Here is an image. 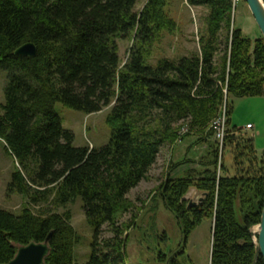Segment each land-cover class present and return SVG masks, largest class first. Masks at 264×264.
I'll list each match as a JSON object with an SVG mask.
<instances>
[{"label":"trees","instance_id":"trees-1","mask_svg":"<svg viewBox=\"0 0 264 264\" xmlns=\"http://www.w3.org/2000/svg\"><path fill=\"white\" fill-rule=\"evenodd\" d=\"M138 1L0 0V69L7 71L0 141L16 162L7 190L27 199L17 213L0 208V263L52 231L43 264H79L73 260L78 236L65 209L78 197L93 230L91 253L81 264L123 263L122 233L134 221L132 215L131 222H119L133 208L127 193L148 178L160 148L182 128L181 137L189 131L210 137L224 88L227 101L264 94V38L251 41L235 26L234 0H186L208 7L199 49L155 65L148 63L152 45L162 30H174L175 21L164 9L167 0H146L140 11L134 9ZM127 38L132 43L121 65L117 39ZM26 41L36 45V55L13 54ZM57 101L85 114L110 106L108 142L74 146L73 133L54 110ZM230 108L227 102L224 144L233 145L235 173L223 163L217 172L212 143L197 167L167 176L158 187L182 234L181 250L168 264H178L190 232L206 219L212 220L209 264H252L247 230L259 222L264 204V152L257 155L252 138L230 125ZM191 186L205 195L187 207L182 197ZM33 205L43 206L35 211ZM103 225L113 235L100 243ZM255 264H264L260 254Z\"/></svg>","mask_w":264,"mask_h":264},{"label":"rangeland","instance_id":"rangeland-1","mask_svg":"<svg viewBox=\"0 0 264 264\" xmlns=\"http://www.w3.org/2000/svg\"><path fill=\"white\" fill-rule=\"evenodd\" d=\"M145 2L146 0H139L134 9L140 11ZM164 9L168 16L175 21V28L172 31L166 29L161 31L159 39L152 45V53L148 59L150 65H155L161 58L177 60L182 55L198 51V38L206 32L208 7L188 5L186 0H167ZM233 20L235 26L241 28L243 35L250 38L251 41L260 35L244 0L234 2ZM117 43L122 65L127 58L132 41L129 38L117 39ZM220 55L221 52L216 53L215 58L219 59ZM6 77L7 71L0 69V104L4 101L3 90ZM227 102L231 107L230 125H235L239 129L240 137L252 138L256 154L261 155L264 152V94L243 97L229 96ZM109 109L110 106H107L100 111L85 114L67 107L61 102L54 103V110L60 117L62 126L71 130L73 133L72 144L78 147H100L108 142L110 128L106 123V115ZM247 122L253 125V129L244 128ZM183 132H180L173 143H165L160 148L148 178L140 181L127 193V197L133 203V208L122 213L119 222L124 224L131 222L132 215H134V221L131 223V227L122 233L123 239H126H124L126 258L123 263L119 264H168V257L175 256L181 250L180 227L174 214L164 206L158 187L167 176L176 177L187 169L197 167V162L202 156L207 158L212 143L218 147L213 134L206 141H202V136L190 131H187L189 134L181 137ZM233 157V145L224 144L222 153L218 149L217 172L223 163L228 174L235 173L238 165ZM184 158L192 161L175 167L171 166L174 162ZM178 166H183L184 170H181L176 176L170 175ZM15 168V160L6 151L4 143L0 141V208L17 213L27 205V199L18 193L7 190L8 182ZM201 195V191L191 186L184 194L185 198L182 197V199L186 201L187 206L188 201H197ZM42 206L33 205L31 207L36 211ZM65 209L71 212V224L78 236V241L73 247V260L75 263L81 264L88 259L91 253L93 230L85 220L79 197L73 203L68 204ZM62 210L63 208L58 209V211ZM237 218L241 220L240 215H237ZM211 230L212 220L210 219L203 220L196 226L187 237L183 248L184 252L176 258V263L209 264ZM112 235L108 226L103 225L98 240L102 243ZM161 254L165 255L164 261H159Z\"/></svg>","mask_w":264,"mask_h":264},{"label":"water","instance_id":"water-1","mask_svg":"<svg viewBox=\"0 0 264 264\" xmlns=\"http://www.w3.org/2000/svg\"><path fill=\"white\" fill-rule=\"evenodd\" d=\"M247 7L260 31L261 36L264 38V0H244ZM233 17V12H232ZM37 53V47L32 41H26L13 50V54L18 56L34 57ZM205 194L197 199V201H188L187 207L197 205ZM185 198V197H183ZM258 226V229H254ZM248 233L253 240L254 244V257L252 264L260 254L264 262V204L261 209L260 219L256 225L248 228ZM52 235L50 231L43 241H30L27 244L19 245L16 249L14 256L7 262L0 264H43L45 257L50 251L49 241Z\"/></svg>","mask_w":264,"mask_h":264},{"label":"built area","instance_id":"built-area-1","mask_svg":"<svg viewBox=\"0 0 264 264\" xmlns=\"http://www.w3.org/2000/svg\"><path fill=\"white\" fill-rule=\"evenodd\" d=\"M224 98L222 104L219 107L218 113L216 117L212 120L210 124V128L213 131V136L215 141L217 142L219 152L222 153V149L224 146V140L227 135V97H226V89H223ZM246 128H252L250 123H247ZM186 129H181V132L185 131Z\"/></svg>","mask_w":264,"mask_h":264},{"label":"crops","instance_id":"crops-1","mask_svg":"<svg viewBox=\"0 0 264 264\" xmlns=\"http://www.w3.org/2000/svg\"><path fill=\"white\" fill-rule=\"evenodd\" d=\"M247 123H249V122H247ZM247 123H245V126H246V124ZM252 125V124H251ZM245 129H253V125H252V128H246V127H244ZM239 133L240 132H238L237 134L239 135ZM200 136V135H199ZM201 136L203 137L204 136V134H201ZM205 137V136H204ZM207 140V137H205L202 141H206ZM184 166V165H183ZM183 166H178L177 168H175L172 172H171V174L170 175H174V176H176V174L178 175L180 172H181V170H184V167Z\"/></svg>","mask_w":264,"mask_h":264},{"label":"bare ground","instance_id":"bare-ground-1","mask_svg":"<svg viewBox=\"0 0 264 264\" xmlns=\"http://www.w3.org/2000/svg\"><path fill=\"white\" fill-rule=\"evenodd\" d=\"M236 1H237V0H234V2H236ZM254 229H255V230L258 229V226H255Z\"/></svg>","mask_w":264,"mask_h":264}]
</instances>
